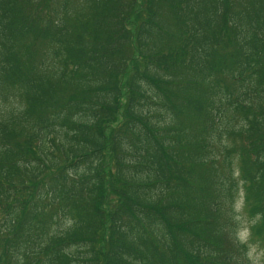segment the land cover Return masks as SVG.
<instances>
[{"label": "trees", "instance_id": "obj_1", "mask_svg": "<svg viewBox=\"0 0 264 264\" xmlns=\"http://www.w3.org/2000/svg\"><path fill=\"white\" fill-rule=\"evenodd\" d=\"M0 102V264H233L240 181L264 250V0H0Z\"/></svg>", "mask_w": 264, "mask_h": 264}, {"label": "rangeland", "instance_id": "obj_2", "mask_svg": "<svg viewBox=\"0 0 264 264\" xmlns=\"http://www.w3.org/2000/svg\"><path fill=\"white\" fill-rule=\"evenodd\" d=\"M16 101L19 102L18 100ZM16 101L13 99L10 101L11 104L6 105L5 107H19L20 104H17ZM0 105H2L1 102ZM221 135L222 131H217L215 134L207 135L209 138L208 149L206 151L207 156L211 154L215 156L218 155L217 150L221 149L222 142L226 141V139H224ZM238 162L239 161L236 160L234 162V166L231 167L235 177H237L239 172ZM221 163L222 158H219L217 164L221 165ZM238 187V192L234 193L229 199L231 204L229 215L233 226L229 230L228 234L222 238L225 240L226 245L228 244L238 251L237 264H264V250L262 249L261 242L250 238L251 229L257 220L251 218L246 212V208L244 206V191L242 189L241 181L238 183Z\"/></svg>", "mask_w": 264, "mask_h": 264}, {"label": "bare ground", "instance_id": "obj_3", "mask_svg": "<svg viewBox=\"0 0 264 264\" xmlns=\"http://www.w3.org/2000/svg\"><path fill=\"white\" fill-rule=\"evenodd\" d=\"M230 125L236 129V132H238L239 130H246L247 129L246 124L240 123L239 119L232 121V123H230ZM227 129H228V127H227V125H225V123H221V124L218 125V131H222V135L221 136L224 139H226V141L222 142V148L217 150V152H218V155L217 156H221V152L224 150V147L225 146H227V147H233V146L236 145L237 146L236 148H239L240 147V141L239 140L241 139V136H238V139L236 141H234L233 139L230 140L228 138V135H227ZM213 159H214V155L213 154H211V155L208 156V161H212ZM191 168L193 169V171H196V172L199 171V164L197 163V161L191 166ZM53 170L55 172H57L55 168H53ZM204 178H205L206 181H212V182H214V179H217L215 173H210L209 175L207 174V175L204 176ZM153 186L155 188L157 187V189L162 188V186H161L160 183H157V184L154 183ZM215 188H216V183H214L213 190H215ZM183 194L185 195V197L187 199L190 198V195L188 193L184 192ZM230 206H231V204H230V201L228 200V202L226 204V208L223 211V214H224L223 221L226 223V226H224V228L226 230V235L228 234L229 230L233 226L231 217L229 215ZM217 220L220 222V218L219 217L217 218ZM227 255L231 259V263H233V264H236L237 263L238 251L236 249L229 248V250H227Z\"/></svg>", "mask_w": 264, "mask_h": 264}]
</instances>
